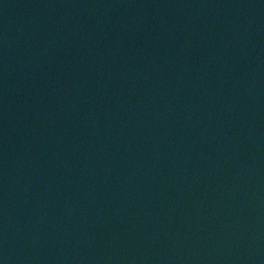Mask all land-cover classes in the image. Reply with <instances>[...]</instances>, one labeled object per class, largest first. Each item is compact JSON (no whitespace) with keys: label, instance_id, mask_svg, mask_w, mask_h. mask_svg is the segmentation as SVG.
I'll return each mask as SVG.
<instances>
[{"label":"water","instance_id":"obj_1","mask_svg":"<svg viewBox=\"0 0 264 264\" xmlns=\"http://www.w3.org/2000/svg\"><path fill=\"white\" fill-rule=\"evenodd\" d=\"M0 264H264V0H0Z\"/></svg>","mask_w":264,"mask_h":264}]
</instances>
